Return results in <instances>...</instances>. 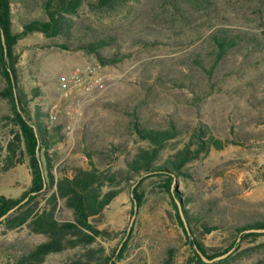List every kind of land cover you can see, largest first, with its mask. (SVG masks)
<instances>
[{
  "label": "rangeland",
  "instance_id": "374dc122",
  "mask_svg": "<svg viewBox=\"0 0 264 264\" xmlns=\"http://www.w3.org/2000/svg\"><path fill=\"white\" fill-rule=\"evenodd\" d=\"M11 10L13 31H19L28 13L18 2L11 4ZM77 21L88 30L83 40L110 39L111 45L100 52L102 57L121 54L124 58L115 65H101L95 55L63 48L62 40L39 33L14 47L17 87L25 106L31 115L34 109L46 113L50 130L63 137L49 150L56 158L53 163L87 167L84 147H109L111 141L119 142L120 135H125L129 147L134 137L127 134V127L136 116L155 127H164L170 120L178 126L205 125L217 138L235 139L241 145L211 151L186 166L191 178L175 180L173 190L177 187L189 201L185 209L221 229L211 234L195 230L193 237L210 253L220 252L235 226L263 221L264 0H130L114 9L82 6ZM221 30L242 40L213 64L209 36ZM78 66H99L104 86L87 95L76 92L65 97L58 79ZM4 87L0 78V91ZM54 104L59 113L50 123L48 114ZM8 115L10 103L0 97L3 143L11 124L4 118ZM30 181L26 164L0 173V195L18 199ZM209 197L216 202L208 209ZM131 198L126 189L92 219L97 228L113 235L97 241L108 249L122 245L133 215ZM57 218L67 220L70 213L63 209ZM132 227L128 248L116 264H161L171 246L175 247L173 264L184 263L188 245L165 194L147 197L136 210ZM259 234L245 240L242 252L235 253L234 248L228 254L233 257L223 264H264V233ZM44 239L25 226L6 230L0 225V264H14ZM78 251L51 254L42 264H62Z\"/></svg>",
  "mask_w": 264,
  "mask_h": 264
},
{
  "label": "trees",
  "instance_id": "16d2710c",
  "mask_svg": "<svg viewBox=\"0 0 264 264\" xmlns=\"http://www.w3.org/2000/svg\"><path fill=\"white\" fill-rule=\"evenodd\" d=\"M128 1L130 0H0V78L5 84L0 91V97L7 100L11 107V115L4 117L11 122L5 143L0 138V173L26 164L31 179L29 189L18 199L0 195V218L16 207L0 221V225L6 230L25 226L30 233L45 238L17 257L14 264H42L47 256L70 249L79 251L62 264H116L124 257L134 228L130 229L125 241V236L121 238V247L118 244L108 249L97 241H107L113 235L107 230L97 228L92 219L100 216L126 189L132 192L131 200L132 203L133 200L136 201L138 210L147 197L166 195L175 224L188 245L189 254L183 264H211L205 263L197 250L211 260L234 248L235 253L242 252L239 249L246 239H255L262 235L244 231L264 229V220L251 225L235 226L230 231L227 247L213 253L193 237L195 230L211 234L221 229L219 225L203 220L196 212L185 209L189 201L182 197L177 187L171 189L174 180L191 178L186 166L211 151H222L231 145H241L235 139L217 138L205 125L178 126L170 120L164 127H155L149 126L136 116L127 127V134L134 137L129 147L126 145L125 135H120L119 142L111 141L109 147H84L82 152L87 159V167H63L65 164L53 163L56 158L51 157L49 150L63 137L50 130L46 123V113L34 109L31 115L25 106L17 87V57L14 47L28 35L39 33L46 38L62 40L63 44L59 46L63 48L84 50L95 55L101 65H115L124 55L102 57L100 52L111 45L109 38L83 40L88 36V30H83V25L78 23V11L82 6L114 9ZM13 2H18L28 13L20 23V30L15 32L11 10ZM174 7L177 8L176 5ZM1 36L4 37L5 49ZM209 40L214 50L215 64L224 53L237 46L242 37L230 36L225 30H221L211 34ZM177 85L185 87L184 83ZM55 168H58L57 175L52 171ZM24 199L26 201L21 203ZM175 200L181 201L190 236L185 230ZM215 202L216 199L211 197L205 201L208 209V205ZM63 209L70 213L67 220L57 218V213ZM174 249L173 246L166 249V258L161 264H173L171 255ZM232 257L228 255L213 264H223Z\"/></svg>",
  "mask_w": 264,
  "mask_h": 264
},
{
  "label": "built area",
  "instance_id": "2783aa9c",
  "mask_svg": "<svg viewBox=\"0 0 264 264\" xmlns=\"http://www.w3.org/2000/svg\"><path fill=\"white\" fill-rule=\"evenodd\" d=\"M104 78L99 66L75 67L70 72L63 74L58 79V89L65 97L72 93L90 94L94 90H101ZM59 113L58 104H54L48 114L50 123L54 122Z\"/></svg>",
  "mask_w": 264,
  "mask_h": 264
},
{
  "label": "water",
  "instance_id": "95a60500",
  "mask_svg": "<svg viewBox=\"0 0 264 264\" xmlns=\"http://www.w3.org/2000/svg\"><path fill=\"white\" fill-rule=\"evenodd\" d=\"M1 38H2V43H3L4 49H5L4 37L1 36ZM14 95H15V101H16V103H17L15 90H14ZM17 104H18V103H17ZM137 182H138V181H137ZM137 182H136L135 184H133L132 188L135 187V185L137 184ZM174 183H175V180H174L173 184H174ZM171 189H173V185H172V188H171ZM131 196H132V192H131ZM25 201H26V199H24L21 203H23V202H25ZM175 201H176V204H177V206H178L179 213H180V217H181L182 222H183V224H184L185 230H186L188 236H190V231H189V228H188V226H187V221H186V219H185V217H184V214H183V211H182L181 201H180V200H175ZM15 208H16V207H15ZM15 208H13V209H11L10 211H8L6 215H3V216L0 218V221H1L2 219H4L8 214H10ZM136 210H137V204H136V201L133 200V215H132V217H131V219H130V221H129V225H128L127 229H126V235H125V237L123 238V241H125L127 235H128L129 232H130V229H131V227H132V224H133V221H134V218H135ZM244 232H245V233H248V232L264 233V229H249V230H245ZM123 241H122V242H123ZM119 247H121V245H119ZM231 251H232V250H231ZM231 251H229L228 253H226V254L223 255V256H219V257L213 258V259H211V260L206 259V258L201 254V252L198 251V250H197V253L200 255V257L202 258V260H203L205 263H212V262L217 261V260H219L220 258H222V257H224V256H226V255H228Z\"/></svg>",
  "mask_w": 264,
  "mask_h": 264
}]
</instances>
